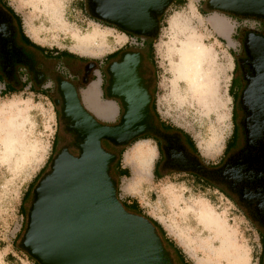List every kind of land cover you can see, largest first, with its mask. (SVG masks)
Masks as SVG:
<instances>
[{
  "label": "rangeland",
  "instance_id": "374dc122",
  "mask_svg": "<svg viewBox=\"0 0 264 264\" xmlns=\"http://www.w3.org/2000/svg\"><path fill=\"white\" fill-rule=\"evenodd\" d=\"M4 1L20 17L27 36L45 48L101 61L123 47L127 40L122 30L92 19L84 0H55L51 6L44 5L47 0ZM205 1L173 2L161 16L160 29L154 39L156 107L161 119L189 134L204 160L217 162L225 155V146L233 131L230 83L234 56L240 52L237 39L240 30L255 26V20L206 10ZM176 16L188 21L189 30L185 33L170 29V22ZM95 29L101 31L104 39L98 38L93 45L86 44L83 39L89 38V32ZM189 34L205 47L196 81L176 77L172 68L180 62L177 51L180 41ZM0 87L3 88V84L0 83ZM11 101H18L22 110L20 115H13L20 126L22 144L11 160L3 157L4 131L0 128V264H36L17 246L25 225L22 211L23 208L28 210L31 195L27 200L23 198L49 157L64 145L63 128L59 127L50 98L34 95L27 89L23 93H0V105ZM57 133L59 141L53 145ZM70 139L72 137L67 138ZM124 147L121 165L128 169V176L118 179L117 192L121 201L130 204L136 200L142 212L162 226L166 236L189 262L208 264L204 253L196 246L199 238L211 235L198 218V203L203 200L235 230L240 243L247 247L250 264H257L264 247V227L253 225L225 194L193 181L190 175L168 174L153 179L157 151L150 139H139ZM144 147L151 149L147 166L137 162L138 149ZM108 150L117 153L116 148L109 146ZM15 154L19 160L15 159ZM174 197L178 200L174 201ZM184 229L188 234L183 236ZM168 251L171 255V250Z\"/></svg>",
  "mask_w": 264,
  "mask_h": 264
},
{
  "label": "water",
  "instance_id": "95a60500",
  "mask_svg": "<svg viewBox=\"0 0 264 264\" xmlns=\"http://www.w3.org/2000/svg\"><path fill=\"white\" fill-rule=\"evenodd\" d=\"M173 1L88 0L87 3L93 18L123 32L156 38L159 18ZM204 9L264 19V0H206ZM11 20L12 15L0 6V37ZM245 50L254 74L248 105L257 110L255 122H264V36L249 40ZM126 59L122 53L107 68L111 77L108 95L127 103L116 123L102 122L105 119L85 105L83 96L80 98L68 81L58 83L63 103L61 117L76 134L77 152L73 154L67 147L58 149L31 190L25 227L17 246L37 264H174L153 223L123 205L117 193L118 178L110 173L119 154L103 146L106 141L122 148L146 132L148 102L123 73ZM254 92L259 93L254 96ZM255 127L254 131L262 130ZM208 174L231 185L245 177L236 169L233 156ZM253 198L258 203L257 212L264 217V186L257 189Z\"/></svg>",
  "mask_w": 264,
  "mask_h": 264
},
{
  "label": "flooded vegetation",
  "instance_id": "af4514ba",
  "mask_svg": "<svg viewBox=\"0 0 264 264\" xmlns=\"http://www.w3.org/2000/svg\"><path fill=\"white\" fill-rule=\"evenodd\" d=\"M87 2L88 0H84L89 10ZM0 6L8 11L3 0L0 1ZM245 18L255 20V26L250 30H240V36L237 39L240 52L234 56V74L231 79L234 136L228 141V146L232 144V147L217 162L204 160L194 148L192 141L176 126L161 119L157 112V63L154 56V39L156 38H146L124 32L127 40L123 47L111 52L117 51L114 56L101 61L66 57L68 58L66 63L62 64V58L58 60L42 47L32 46L25 36L20 34L17 22L12 16V20L7 23L6 30L0 37V79L4 85L3 89L9 86L15 91L23 88L22 84L26 79L30 83L27 88H35L38 92L42 91L41 86L46 81L50 82L48 89L43 92L51 98L58 115L59 127L63 128L64 140L62 142L64 145L62 147H67L69 152L74 154L77 152L75 144L78 141L73 130L68 129L70 124L61 117L63 103L58 91V83L63 79L68 81L75 86L82 98L83 92L99 80V102H112L118 108V113L112 120L102 122L116 123L127 103L122 104L120 99L111 98L108 95L111 77L107 68L111 62L117 61L124 53L127 59L122 71L127 79H132L138 87V93L147 99L145 111L149 113L147 122H145L147 125L145 134L129 144L139 139H150L157 151V163L154 169L157 176L190 175L193 181L212 186L225 194L253 225L264 227V217L257 212L258 203L253 198L257 189L264 186V122L258 120L255 122L257 110L254 106L248 105V94L254 74L250 66L251 58L247 56L245 50L249 40L264 36V19L257 16ZM160 20L161 17L159 26ZM258 93L254 92L253 95L257 96ZM54 100H57V104H54ZM255 126H259L262 130L254 131ZM59 137L57 133L56 145ZM69 137L72 139L67 140ZM103 146L107 150L109 146L113 147L106 141H103ZM113 148L117 149V153H112L118 154L120 148ZM232 156L235 158V167L239 174L245 175L243 179L231 185L221 178L208 174V171L219 169ZM110 173L115 174L114 170ZM125 203L128 204V202ZM259 231L262 232L261 229Z\"/></svg>",
  "mask_w": 264,
  "mask_h": 264
},
{
  "label": "bare ground",
  "instance_id": "6f19581e",
  "mask_svg": "<svg viewBox=\"0 0 264 264\" xmlns=\"http://www.w3.org/2000/svg\"><path fill=\"white\" fill-rule=\"evenodd\" d=\"M54 2L55 0H47L44 2V5L51 6ZM187 22L188 21L184 19L183 16H176L172 19L169 26L171 30L185 33L186 30H189V23ZM89 34V38L87 37L83 39L86 44L93 45L96 43L98 38H101V40L104 39L101 31H98L97 29L89 32ZM177 51L180 56V62L172 67L175 71L176 77L188 78L191 80L194 79L196 81L197 71L199 69L205 47L196 38L189 34L185 40L180 41V47ZM21 112L22 110L18 101H11L0 105V128L4 131V135L2 137V143L4 146L3 157L10 160L13 158L14 152L21 149L22 142L20 141L19 135L20 126L13 116L20 115ZM23 156L24 154L22 153L21 159L24 158ZM15 157L16 160H19V157L16 154ZM150 159L151 149L149 147L138 149L137 162L139 164L147 166ZM176 200H178V197H174V201ZM198 206L197 210L199 222L208 229L209 235L211 234L208 237L199 238V242L196 245L200 251L204 253L203 256L207 258V263L250 264L247 247L243 244V242L240 243L241 241L238 240L239 238H237L235 230L231 229L225 219L217 214L205 201L201 200L198 203ZM186 229H184L183 232L181 231L183 236L188 232L185 231ZM192 240L194 241V239Z\"/></svg>",
  "mask_w": 264,
  "mask_h": 264
},
{
  "label": "trees",
  "instance_id": "16d2710c",
  "mask_svg": "<svg viewBox=\"0 0 264 264\" xmlns=\"http://www.w3.org/2000/svg\"><path fill=\"white\" fill-rule=\"evenodd\" d=\"M2 1V0H0ZM4 1V0H3ZM174 2H179V3H183L184 0H174ZM4 4H5V8L8 10V12L13 16V18L15 19V21L17 22V25H18V28H19V32L21 35H24V32H23V29H22V25H21V20H20V17L18 16V14H16L14 12V10L7 4L6 1H4ZM91 15V14H90ZM237 18V17H236ZM92 19L104 24V25H107V26H110V27H113V28H116L118 29L117 27H115L114 25H111V24H107L105 22H102L100 20H97L95 18L92 17ZM119 31H121L120 29H118ZM123 32V31H121ZM26 40L34 47H40L39 45L35 44L34 42L30 41L28 37H26ZM117 51L113 52V53H110L108 55L105 56V58H109V57H112L116 54ZM62 56H65V57H69V58H77V56H75L74 54L68 52V51H62L61 53ZM79 59H82V58H79ZM230 92H232V81L230 83ZM18 92V91H17ZM9 93H16L15 90L13 91H10ZM180 131H182L193 143V146L194 148L196 149V146H195V143L194 141L192 140V138L189 136V134L185 133L182 129L178 128ZM232 136H234V130H233V134L231 135V138ZM230 138V139H231ZM54 141H53V145H54ZM232 147V144H230L228 146V143L227 145L225 146V150H224V153L226 154L228 152V150ZM125 150V147H122L118 150V154H119V158L118 160L113 164V170L115 172V175L117 176V178L119 179L120 177L122 176H128V169L127 168H123L122 165H121V159H122V153L124 152ZM52 156L49 157L46 165L42 168V170L40 171V173L37 175V177L35 178L34 182L32 183V185L30 186V188L27 190V192L25 193L24 195V198L23 200H27L28 197L31 195V190L33 188V186L35 185L36 181L38 180V178L41 176V174L47 169L48 167V164L51 160ZM118 193V192H117ZM123 202V201H122ZM123 205L127 208H129L132 212H135V213H138V214H143L145 217H147L152 223L153 225L157 228L158 232L160 233L162 239H163V242L165 244V247L166 249L168 250H171V257L173 258L174 260V264H192L191 262H189L185 255L182 253V251L180 250V248L174 243L173 240H171L170 238H168L165 234V231L164 229L162 228V226L156 221L154 220L153 218L149 217L148 215H146L145 213L142 212V210L139 208V205L138 203L136 202V200H132L130 202V204H126L125 202H123ZM22 207V206H21ZM23 215H24V219L26 220V213H27V210H25L23 208V211H22ZM25 225L22 227V230L24 229ZM21 235V233H20ZM34 263H36L34 260H33ZM37 264V263H36ZM257 264H264V247L263 249H261V252H260V255L258 257V261H257Z\"/></svg>",
  "mask_w": 264,
  "mask_h": 264
},
{
  "label": "crops",
  "instance_id": "0c3cea01",
  "mask_svg": "<svg viewBox=\"0 0 264 264\" xmlns=\"http://www.w3.org/2000/svg\"><path fill=\"white\" fill-rule=\"evenodd\" d=\"M8 4V3H7ZM15 12V11H14ZM27 31V30H26ZM24 32V31H23ZM25 36L29 38V36H27V34L24 32ZM30 41H32L29 38ZM34 42V41H32ZM35 43V42H34ZM43 48V50L47 51L49 54H51V56H54L56 59H61L62 58V64L66 63V60L68 58L64 57L61 55L63 50L60 49H53V48H45L43 46H40ZM58 53V54H57ZM61 69V68H60ZM0 83H2L1 79H0ZM29 80L26 79L25 82H23V88L18 91V93H23L25 89L29 90L30 92H32L34 95H41L42 97L45 98H49L48 95L43 92L45 89L47 90L48 87L50 86V82L46 81L41 87H42V91H37V89L35 88H30L28 89L27 87L29 86ZM98 85H99V80H97L96 82L92 83L84 92H83V98H84V102L86 104V106L93 110L99 117L108 120V119H113L117 113H118V108L116 105H114V103L112 102H102L100 103L98 100ZM4 87V85H3ZM0 93H2V91L9 93L10 91H13L12 88H10L9 86L6 89H3L2 87H0ZM17 93V91H16ZM51 99V98H50ZM126 153V152H125ZM157 163V158L154 161V166H153V173H152V177L153 179H157V173L154 171L155 169V165ZM123 168H126L125 166H122Z\"/></svg>",
  "mask_w": 264,
  "mask_h": 264
},
{
  "label": "built area",
  "instance_id": "2783aa9c",
  "mask_svg": "<svg viewBox=\"0 0 264 264\" xmlns=\"http://www.w3.org/2000/svg\"><path fill=\"white\" fill-rule=\"evenodd\" d=\"M131 41H133V38H131Z\"/></svg>",
  "mask_w": 264,
  "mask_h": 264
}]
</instances>
